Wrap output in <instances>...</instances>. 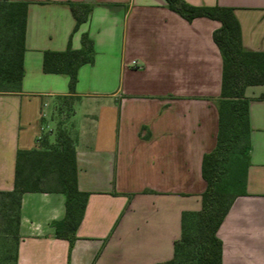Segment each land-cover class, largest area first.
I'll list each match as a JSON object with an SVG mask.
<instances>
[{"label": "crops", "instance_id": "0c3cea01", "mask_svg": "<svg viewBox=\"0 0 264 264\" xmlns=\"http://www.w3.org/2000/svg\"><path fill=\"white\" fill-rule=\"evenodd\" d=\"M29 2L21 89L0 93V192L14 190L19 151L40 148L49 119L73 97L70 127L78 186L89 193L71 247L56 237L66 217L59 192L24 194L14 264H160L175 256L185 212H200L203 158L217 145L222 25L188 22L166 0H11ZM234 9L245 49L264 52V0H184ZM69 2L92 7L75 32ZM87 33L94 61L75 87L44 72L48 51ZM251 142L246 193L222 223L223 264H264V85L246 90ZM57 120V119H56ZM48 131V132H47Z\"/></svg>", "mask_w": 264, "mask_h": 264}, {"label": "trees", "instance_id": "16d2710c", "mask_svg": "<svg viewBox=\"0 0 264 264\" xmlns=\"http://www.w3.org/2000/svg\"><path fill=\"white\" fill-rule=\"evenodd\" d=\"M169 8L188 22L208 18L221 23L214 32V41L223 58L222 93L219 101V131L216 147L203 158V178L207 189L200 212H185L183 232L175 242V256L160 264H223V243L218 231L236 199L246 193V179L250 160L251 121L250 100L246 90L264 85V52L245 49L242 28L234 9L230 7L192 6L184 0H166ZM76 20L75 32L85 24L92 7L82 3H68ZM29 2L0 0V87L15 86L21 89L25 75L24 56ZM94 61V42L87 33L82 36V48L69 47L63 52L48 51L44 58V72L67 74L71 87H75L80 68ZM65 100L74 99L65 97ZM73 110V107H71ZM47 135L40 148L19 151L17 156L15 187L0 192L4 206L15 213L16 247L20 239L21 209L24 194L29 192H59L66 196V217L55 225L56 237L68 240L71 247L77 240V230L84 218L89 193L78 186V168L74 140L69 134L59 137L52 148L47 146ZM242 145V146H241ZM246 155L242 191L233 194L225 182L226 167L235 149ZM54 174L55 188H43L49 175ZM16 261V249L14 263Z\"/></svg>", "mask_w": 264, "mask_h": 264}, {"label": "rangeland", "instance_id": "374dc122", "mask_svg": "<svg viewBox=\"0 0 264 264\" xmlns=\"http://www.w3.org/2000/svg\"><path fill=\"white\" fill-rule=\"evenodd\" d=\"M1 90L13 91L15 86L0 87ZM74 104V99H63L58 108H56L55 118L49 119V123L53 131L47 133V146L52 148L56 144L61 135L72 134L70 127L71 107ZM48 132V131H47ZM242 146V145H241ZM241 146L233 151L230 160L226 167L225 182L229 190L233 194L240 193L244 182V172L247 166L246 155L241 154ZM54 174L49 175V179L41 185L43 188H55L53 182ZM15 218V213H10L4 206V199L0 197V264H14V256L16 249V240L14 238L15 223L11 219Z\"/></svg>", "mask_w": 264, "mask_h": 264}]
</instances>
